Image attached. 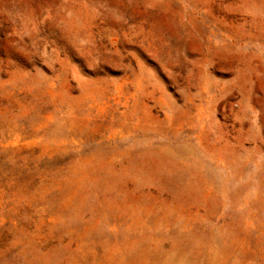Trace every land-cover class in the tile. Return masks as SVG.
Masks as SVG:
<instances>
[{
  "label": "rangeland",
  "instance_id": "rangeland-1",
  "mask_svg": "<svg viewBox=\"0 0 264 264\" xmlns=\"http://www.w3.org/2000/svg\"><path fill=\"white\" fill-rule=\"evenodd\" d=\"M0 264H264V0H0Z\"/></svg>",
  "mask_w": 264,
  "mask_h": 264
}]
</instances>
